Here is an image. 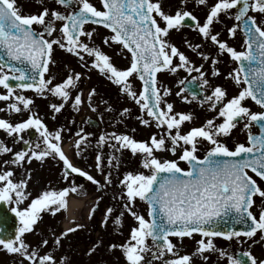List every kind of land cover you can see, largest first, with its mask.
<instances>
[{
	"label": "snow or ice",
	"instance_id": "obj_1",
	"mask_svg": "<svg viewBox=\"0 0 264 264\" xmlns=\"http://www.w3.org/2000/svg\"><path fill=\"white\" fill-rule=\"evenodd\" d=\"M55 3L64 10L45 6L37 13L25 15L17 0H0V87L6 90L0 93V101L6 102L9 112L29 113L27 119L15 123L0 118V130L14 143L25 146L13 152L0 142V155L11 154L10 160H4L3 164L23 167L33 160L44 164L51 158L62 162V179L69 183L68 187L59 189L49 185L31 197L28 191L31 169H27V176L18 181L11 168L0 170V202L15 205L11 211L19 221L13 237L5 238L0 233V246L7 253L21 257L20 264H58L52 253H40V247L49 243L47 239L33 248L26 242L25 234L34 231L41 213L55 215L67 209L69 194L82 190V186L70 181L73 174L91 182L98 191L113 184L111 171L104 174L101 183L85 169L75 166L63 150L64 128L49 130L39 116L32 113L33 99L22 94L32 90L41 97H57L61 103L50 104L53 113H60L66 104L79 111L84 96L78 92L73 97L72 90L78 88L84 73L69 69L60 82L53 83L55 77L51 75V66L56 63L54 52L58 47L75 56L81 67L97 70L117 85L120 93L133 100L141 113L137 117L141 125H154L160 130L148 140L112 132L102 133L97 141L98 148L107 145L112 150L108 156L109 169H119L120 159L115 153L122 154L124 150L139 158L140 165L138 169L125 171L118 181L121 192L114 198L123 201L124 211L115 216L113 223L122 227L125 212L135 223L126 240L110 244L109 250L119 249L126 264L161 261L162 264H192V255L207 261L209 257L205 253H218L221 258H226L227 264H264V258L251 251V246L258 242L257 237L264 242V187L250 175L264 181V0H214V3L196 0L197 5L208 9L203 23L183 8H177L174 14L165 12L163 0H99L101 7L92 0H55ZM186 3L187 0H181V4ZM222 16L236 21L227 27V35L234 38L238 31L242 32L243 50L230 46L227 40L220 38V32L213 31ZM89 24L109 30L110 35L102 37V44L107 47L120 45L126 50L130 56L127 67H117L95 44L97 28L89 30L86 28ZM35 26L41 30L37 31ZM185 26L197 31L203 42L210 41L215 47L216 55L211 56L200 51L202 44L193 46L185 41L202 60L210 62L211 76L221 75L216 67L220 57L226 55L235 62L237 66L226 74L225 79L237 86L238 94L229 98L223 86H212L204 65L194 64L170 41L171 32ZM178 70L189 75L198 74V78L194 76L191 81L179 80L180 85L190 87L199 79L198 87L211 89L200 103L202 106L206 103L215 115L199 126H188L193 123V113L177 111L174 103L168 100L173 94L172 89L159 79L158 74L162 72L177 73ZM131 78L141 81L139 92L134 89ZM185 91V87H180L175 95L188 102V96L182 95ZM95 95V88L87 93L88 107L92 111H96L92 105ZM192 98L197 99L195 92ZM249 99L262 110L252 111L246 106ZM0 111L4 109L0 108ZM129 112L124 108L120 115L123 118ZM241 124L240 130L246 132L247 143L236 142L229 147L226 139ZM253 126L258 127V133L252 132ZM28 129H35L39 134L35 144L22 135ZM82 132L83 129L76 133L78 138L74 142L77 155L82 151V144L87 143V136L91 135H82ZM201 147L206 149L203 156L198 155ZM157 153H171L175 159H162ZM103 159L98 152L95 168L102 174ZM180 162L188 167L182 168ZM137 201L146 203L147 217L135 211ZM254 208H258V214L254 213ZM97 209L98 203L92 207L89 219ZM113 211L112 207L105 209L102 227L107 226ZM221 223L245 227L229 226L222 230L218 227ZM82 227L75 224L67 228L54 238V244L59 246L62 238ZM195 234L201 237L196 241L195 253L178 255L171 237L183 241L184 238L194 239ZM216 237L241 245L250 242L249 248L233 255L217 248ZM101 244L102 241H97L87 254L92 255ZM168 254L174 258L169 259ZM59 264H65L63 257Z\"/></svg>",
	"mask_w": 264,
	"mask_h": 264
},
{
	"label": "rangeland",
	"instance_id": "obj_2",
	"mask_svg": "<svg viewBox=\"0 0 264 264\" xmlns=\"http://www.w3.org/2000/svg\"><path fill=\"white\" fill-rule=\"evenodd\" d=\"M176 1L177 0H173ZM97 7H101L99 0H92ZM18 6L22 8V13L34 14L37 13L42 7L58 8L63 11L64 9L55 3V0H17ZM188 3H186L187 5ZM182 6H185L181 4ZM59 26V25H58ZM37 31L41 29L39 26H35ZM87 29L97 28V33L94 35V42L96 45L100 46L103 51H105L111 58L112 62L119 68H125L129 65L130 56L127 54L126 50H122L120 45H112V47H107L102 44V37L110 35V32L101 27L86 26ZM123 51L124 54H118V52ZM54 59L56 63L51 66V75L55 77L53 83L60 82L69 69H74L77 72L84 73L78 88L72 90V96L74 97L78 92H82L84 96V103L80 106L79 111L75 110L71 104H66L60 113H53L50 108L52 103H61V101L54 96L48 95L46 98L36 95L33 91H23V95L31 97L34 103L31 106L32 113L37 114L39 118L47 125L49 130L55 131L64 128L63 131V145L68 144V157L71 162L82 169H85L97 180L103 183V176L107 174L108 171L112 173L113 184L107 186L103 191H98L97 187L91 182L83 178L78 181L74 176H70V181H74L76 185L82 186V190L78 193H70V195L78 198H88L84 207L76 212V218L70 222L69 227H74L75 224H80L83 227L72 232L70 235L61 239L59 246L54 244V238L60 236L63 229V221L65 220V210L62 209L55 215L49 212L41 213V219L38 221L34 227L35 237L31 236L25 237L26 242L31 239L32 243H28L34 248V240L36 239V244L39 246L41 241L47 239L49 243L46 246L40 247V253L45 252L52 253L59 264L61 258L65 260V264H126L123 255L119 249L109 250L108 246L112 243H123L130 231L131 226L135 223L133 218L126 212L123 216L122 227L116 226L113 220L116 215L124 211L120 201L114 197H118L121 188L118 184L120 178H122L125 171L138 169L139 158L133 157L130 152L124 150L123 153H115L120 159L119 169L108 168V156L111 153V149L104 145L102 148L97 147V141L102 133H127L128 135L134 136L137 140H148L153 133H159V129H156L153 125L152 127H145L141 125L137 119L141 115L139 107L134 103L133 100L129 99L127 96L119 92V87L110 81H108L104 76H102L97 70L91 68H83L79 60L72 56L71 54L56 48L54 52ZM166 76L169 78L166 79ZM184 75L182 72L168 73L159 76L160 81L163 85L172 89V95L168 97L169 102L174 99L177 102L175 108L177 111L191 112L193 113L194 120L191 126H199L204 122L205 119L211 118L215 115L214 111H209L208 106H198L196 102H185L180 97L175 95V92L179 91L181 85L178 83L179 80L183 79ZM165 78V80H163ZM134 89L139 92L141 86L136 78H131ZM214 85L213 81L211 82ZM96 89V95L92 100V105L95 107L96 111H92L88 107L87 94L85 92ZM6 92L3 87H0V93ZM248 107L252 111H260L259 108L249 102ZM0 108L4 111H0V118L8 119L11 122H19L21 120L27 119L29 113L24 111L22 113L9 112L7 110V104L5 101H0ZM124 108H128L130 112L126 114L123 118L120 113ZM110 109V110H109ZM55 116V118H53ZM94 123L97 127H94ZM242 126H238L232 133V136L226 139V143L229 147H233L234 143L242 142L246 143L245 132L240 129ZM83 129V134H91L87 136V143L82 144V151L80 155H77V149L75 147V140L78 138L76 133ZM135 129V131H133ZM187 130V129H184ZM252 132L255 133L256 129L253 126ZM24 139L32 141L34 144L38 142L39 134L35 129H28L23 134ZM31 136V138H30ZM0 142H3L8 147L12 148L13 152L19 151L22 147H25L22 143H14L11 137H8L6 133L0 130ZM205 148L202 147L198 152V155H202L205 152ZM100 152L103 155L104 162V173L97 171L95 168V157L97 153ZM162 159H175L171 153H157ZM200 155V156H201ZM11 154L0 155V170L5 167L11 168L15 172L14 179L20 180L27 176V169H31V180L28 182V191L31 193V197L37 196L42 190L51 185L53 188L59 189L62 187H68L69 183L62 179V162H57L51 158L47 159V162L41 164L39 161L33 160L30 164L25 163L23 167H18L16 165L9 164L5 166L3 164L4 160H10ZM182 168H186L184 162H180ZM143 171V169H140ZM251 175V174H250ZM37 180H33V177ZM255 178V177H254ZM257 179V178H255ZM258 180V179H257ZM264 187V185H260ZM77 195V196H76ZM81 195V196H79ZM68 196V197H69ZM99 198V200H98ZM257 205L260 201L257 197ZM98 203V209L95 211L93 218L89 219V213L94 205ZM9 208L12 205L7 203ZM24 205H21L23 207ZM107 207H112L114 209L112 218L108 220L107 226L102 227L101 221L104 217L105 209ZM135 211L147 217V207L143 202L137 201ZM254 213L258 214V208L253 209ZM68 227V228H69ZM194 239H184L183 241L173 240L176 244V252L178 255L193 254L197 247ZM97 241H102V244L97 248V250L92 254L88 255V250L96 244ZM149 241V240H148ZM257 243L251 246L252 253L259 257L264 258V242L259 241L257 237ZM215 245L219 249H225L227 252L236 255L237 252H242L249 248V244H237L235 242L229 241H214ZM208 255L209 259L205 261L199 255H192V264H227L226 258H221L218 253H205ZM15 257L9 262L1 261L0 264H20L21 257L13 255ZM168 258L172 259L174 257L168 254ZM27 264V262H25ZM155 264H162L161 262H155Z\"/></svg>",
	"mask_w": 264,
	"mask_h": 264
},
{
	"label": "flooded vegetation",
	"instance_id": "obj_3",
	"mask_svg": "<svg viewBox=\"0 0 264 264\" xmlns=\"http://www.w3.org/2000/svg\"><path fill=\"white\" fill-rule=\"evenodd\" d=\"M187 3H188L187 5L182 6L181 0H177V2L173 1V0H163V9L165 12H170V13L174 14V12L177 10V8H183L184 10L192 12L193 15H195L200 20V22L203 23L208 9L206 7H204L203 5H197L196 0H187ZM209 3H214V0H209ZM234 23H236V21L234 19H231L227 16H222L220 22H218L214 25L213 31L214 32H220L221 33L220 38L223 40H227V42L230 44V46L235 47L237 50H243L241 46L243 44L244 34L242 32L238 31L234 38H229L227 35V27H231ZM169 39L181 51H183L193 61L194 64H196L197 66H199L200 64L204 65V71L206 72L208 79L210 80V83L213 81V83H214L213 86H215V85L223 86L227 90L229 98L233 95L238 94L239 89L237 88V86L231 80L225 79L226 74L228 72L232 71V69L237 66L235 64V62H232L230 60V58L227 57L226 55L223 57H220L219 63L216 65V67L219 68L221 75L217 76V77H213L210 75L211 69H212L210 62L202 60L201 57L199 55H197L196 52H193L185 44V41H188V43L192 44L193 46H195L196 44H202V48L200 49V51H203L204 53L209 54L211 56H215L216 55V49L211 44L210 41L203 42L202 38L198 34V32L193 30L191 27H188V26L181 28L179 31L173 30L171 32ZM178 71L183 73V75H184L183 79H187V80L191 81L192 77H194V76L198 78V74L195 72H193L191 75H189L184 70H178ZM164 73L165 72H162L158 75L160 76ZM168 78L169 77L166 76V79H168ZM163 80H165V78H163ZM198 83H199V79H197V81H193V84L196 86ZM182 86L183 85H181V87ZM196 88L197 89L199 88L201 91V96H199L198 99H193L186 93H182V95H187L190 102H196L198 106H202L200 103V100L203 99L204 96L210 94L211 89H209L207 86H205L204 88H200L197 86ZM171 101L174 102V99H171ZM249 102L255 104L254 101L249 99L245 102L246 106H248ZM176 105H177V102H175V106ZM205 105L208 106L206 103L203 106H205ZM240 126H242V124ZM245 139H246V132H245ZM246 143H247V139H246ZM78 181H81V180H78ZM71 182L75 183L73 180ZM79 196H81V195H79ZM7 207H8V205H7ZM8 210H11V209L8 207ZM16 223L18 226L19 221L17 218H16ZM35 229H36V227H34V231H35ZM34 231L31 233H26L25 237L31 236L32 238H34L35 237ZM70 234L71 233H69L68 235H70ZM11 237L12 236L7 235V238H11ZM200 238L201 237L199 235H195V238L192 241L195 242L194 244H196V241L199 240ZM172 239L179 240V238H172ZM185 239H189V238H185ZM214 241L224 242L227 240L214 238ZM33 242H34V248L37 247L36 239ZM28 243H32L31 239L28 241ZM151 243L152 242L149 240L148 244L151 245ZM13 255L14 254L7 253V251L4 250L2 246H0V260L1 261L9 262L10 260L13 259L11 257H15ZM1 261H0V263H2Z\"/></svg>",
	"mask_w": 264,
	"mask_h": 264
},
{
	"label": "water",
	"instance_id": "obj_4",
	"mask_svg": "<svg viewBox=\"0 0 264 264\" xmlns=\"http://www.w3.org/2000/svg\"><path fill=\"white\" fill-rule=\"evenodd\" d=\"M11 83H15V81H12ZM193 92H195V89L194 88H190L189 89V93L192 94ZM195 93H196V96H197V95L200 94V91H196ZM96 126L97 125L94 123V127H96ZM77 177H78V179L82 178V177H79V176H77ZM14 226H15V220L13 218V214L12 213H7V210H6V207H5L4 203H0V233H2V235L4 237H6V235L11 234V233L14 232ZM229 226L235 227L237 229L245 227L244 225H226V224H223V223L218 225V227L221 228L222 230L226 229Z\"/></svg>",
	"mask_w": 264,
	"mask_h": 264
},
{
	"label": "bare ground",
	"instance_id": "obj_5",
	"mask_svg": "<svg viewBox=\"0 0 264 264\" xmlns=\"http://www.w3.org/2000/svg\"><path fill=\"white\" fill-rule=\"evenodd\" d=\"M85 94H87V91L85 92ZM63 150L65 151L66 154H68L69 145L64 144ZM32 179L37 180V178L35 176ZM87 201H88L87 198L77 199L73 196L68 197V207L66 209L65 220L63 221V228L64 229H67L69 227L70 222L76 218V212L78 210H81Z\"/></svg>",
	"mask_w": 264,
	"mask_h": 264
}]
</instances>
